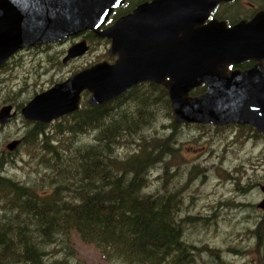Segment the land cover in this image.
Instances as JSON below:
<instances>
[{"label":"water","instance_id":"95a60500","mask_svg":"<svg viewBox=\"0 0 264 264\" xmlns=\"http://www.w3.org/2000/svg\"><path fill=\"white\" fill-rule=\"evenodd\" d=\"M220 1L152 0L105 27L125 0H0V68L25 47L91 31L110 41L107 54L115 61L97 62L37 93L22 107L24 119L54 122L77 111L85 91L87 105L97 106L151 81L166 88L178 123H242L264 133V9L228 25L211 18ZM89 48L86 38L75 42L64 61ZM249 59L258 62L229 69ZM202 85L203 93L191 94ZM17 114L12 104L3 105L0 126ZM20 142L7 147L15 150Z\"/></svg>","mask_w":264,"mask_h":264},{"label":"trees","instance_id":"16d2710c","mask_svg":"<svg viewBox=\"0 0 264 264\" xmlns=\"http://www.w3.org/2000/svg\"><path fill=\"white\" fill-rule=\"evenodd\" d=\"M256 2L264 6V0ZM86 38L96 40L90 32ZM205 90L202 85L192 94ZM165 112L173 120L168 135L172 138L177 124L169 94L164 86L145 82L101 105L88 106L83 101L68 115L71 120L54 127L60 133H72L74 139L66 147L52 145L61 140L50 133L48 123L32 121L24 141L36 145L42 139V147L52 155L44 164L56 179L53 190L45 193L34 183L0 174V195L5 199L0 264H68L67 257L48 260L43 245L73 230L100 249L109 264H199L195 252L200 248L184 237L186 224L197 217L181 215L179 191L146 192L147 171L167 156H176L171 143H166L168 137L144 134ZM90 132L95 133L94 141L74 142L79 133ZM137 136L142 141L139 149L120 159L119 145ZM67 168L72 172L71 184L64 179ZM260 226L264 235V224Z\"/></svg>","mask_w":264,"mask_h":264},{"label":"rangeland","instance_id":"374dc122","mask_svg":"<svg viewBox=\"0 0 264 264\" xmlns=\"http://www.w3.org/2000/svg\"><path fill=\"white\" fill-rule=\"evenodd\" d=\"M247 11L242 10L241 14L244 16ZM84 36L52 42L57 43L53 46L46 43L20 50L0 69V108L12 104L18 110L10 122L0 126L2 176L25 184L34 183L40 190L45 188V193L53 190L56 174L44 164L52 155L42 147V139L36 145L24 141L32 121L24 119L20 113L37 93L108 56V39L87 38L89 50L65 62L68 49ZM82 99L86 103L88 96ZM167 115L165 112L163 117L159 116L157 123L144 132L145 136L168 137L173 120L166 118ZM67 117L48 123L47 127L53 129L50 133L61 140L53 146L66 147L69 140L74 139L72 133L54 129L58 123L66 124L71 120ZM176 124L174 135L166 142L171 143L175 149L172 155L176 156H167L164 162H158L147 171L146 192L158 195L179 191L184 206L181 215L197 217L186 224L184 237L200 248L195 252L199 264H264V235L260 226L264 224V208L260 206L264 201V136L239 126ZM94 138V132L79 133L74 142L80 145ZM14 139H22V142L15 150H10L7 145ZM141 142L137 136L120 144V159L134 155ZM67 169L64 179L71 184L72 172ZM4 204L5 199L0 195V218ZM57 235L56 242L43 245L48 260L67 257L68 264L110 263L100 249L84 242L76 231Z\"/></svg>","mask_w":264,"mask_h":264},{"label":"flooded vegetation","instance_id":"af4514ba","mask_svg":"<svg viewBox=\"0 0 264 264\" xmlns=\"http://www.w3.org/2000/svg\"><path fill=\"white\" fill-rule=\"evenodd\" d=\"M150 1H152V0H125L124 4L118 6L117 8L114 9V12L111 15V18L108 20V22L104 26L107 27V26L111 25L117 18H119L123 15L129 14V13H132L141 4H143L145 2H150ZM256 1L257 0H222V1L218 2L216 4V6L213 8V10L211 12V18H217L219 20H224L227 22L228 25L235 24V23H237L243 19L249 20L258 11L264 9V6L258 4ZM245 9H247L249 11H247V14L243 16L241 14V11L245 10ZM89 32L92 33L91 31H89ZM84 38H86V34H85ZM54 44H57V43H52V45H49V46H53ZM25 49H30V48L25 47V48L21 49V51H23ZM16 54H18V53H15V55H13V56H16ZM12 57H10V58H12ZM104 58H105L104 60H108L109 62L112 63L115 61L116 56L115 57L104 56ZM6 62L2 65V67L6 64ZM257 62H258L257 60L249 59V60L241 62L240 64L231 65V66H229V69H231V70H234V69L247 70L249 68H252ZM145 82H151V81H145ZM145 82H142V83H145ZM153 83H155V82H153ZM156 84H158V83H156ZM159 85H162V84H159ZM192 92H191V94H192ZM192 95H194V94H192ZM84 96H85V93L83 94L82 98H84ZM88 97H89V95H88ZM83 101L84 100L82 99L81 103ZM175 123H178V122L175 121ZM180 124H187V123H180ZM227 126H239L241 128L246 127V128L251 129L252 131L254 130L257 135L264 136V133L258 132L256 130V128L252 127L250 124L231 123V124H228Z\"/></svg>","mask_w":264,"mask_h":264},{"label":"bare ground","instance_id":"6f19581e","mask_svg":"<svg viewBox=\"0 0 264 264\" xmlns=\"http://www.w3.org/2000/svg\"><path fill=\"white\" fill-rule=\"evenodd\" d=\"M88 32H89V31H88ZM88 32L83 33V35L87 34ZM58 42H59V41H58ZM33 122H34V121H33ZM251 126H252V125H251ZM252 127H254V126H252ZM19 140H21V142H22V139H19ZM21 142H20V144H21ZM20 144H19V145H20ZM195 174H196V173H195ZM188 180H189V179H188ZM188 182H189V181H188ZM191 182H192V181H191ZM175 192H177V191H175ZM175 192H174V193H175ZM152 195H153V194H152ZM149 196H150V195H149ZM173 201H174V200H173ZM173 201H172V202H173ZM101 202H102V201H101ZM158 203H159V202H158ZM187 220H188V219H187ZM189 220H190V219H189ZM173 221H174V220H173ZM232 252H233V251H232ZM236 252H237V251H236Z\"/></svg>","mask_w":264,"mask_h":264}]
</instances>
